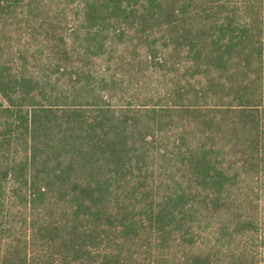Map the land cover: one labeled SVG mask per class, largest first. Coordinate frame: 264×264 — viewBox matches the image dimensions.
Returning <instances> with one entry per match:
<instances>
[{
    "label": "trees",
    "instance_id": "1",
    "mask_svg": "<svg viewBox=\"0 0 264 264\" xmlns=\"http://www.w3.org/2000/svg\"><path fill=\"white\" fill-rule=\"evenodd\" d=\"M0 264H264V0H0Z\"/></svg>",
    "mask_w": 264,
    "mask_h": 264
}]
</instances>
